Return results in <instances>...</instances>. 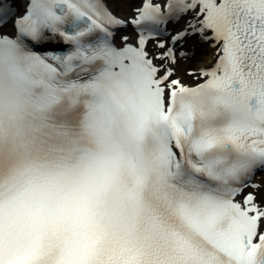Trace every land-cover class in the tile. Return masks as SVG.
Wrapping results in <instances>:
<instances>
[{"label":"snow or ice","instance_id":"1","mask_svg":"<svg viewBox=\"0 0 264 264\" xmlns=\"http://www.w3.org/2000/svg\"><path fill=\"white\" fill-rule=\"evenodd\" d=\"M258 172L264 0H0V264H264Z\"/></svg>","mask_w":264,"mask_h":264},{"label":"bare ground","instance_id":"2","mask_svg":"<svg viewBox=\"0 0 264 264\" xmlns=\"http://www.w3.org/2000/svg\"><path fill=\"white\" fill-rule=\"evenodd\" d=\"M139 1H140V0H134V3L139 4ZM130 12H131V8L128 7V8H126L121 14L129 15ZM209 51H210V50H209ZM211 63H212L211 58L208 57L207 60H206V65H207V66H210ZM188 82H189L190 84L193 83V81H191V80H189ZM256 179H257V181H259V180H264V174H258V175L256 176Z\"/></svg>","mask_w":264,"mask_h":264}]
</instances>
